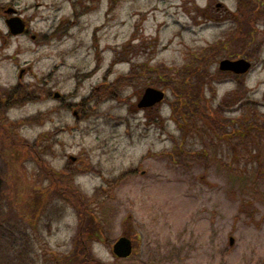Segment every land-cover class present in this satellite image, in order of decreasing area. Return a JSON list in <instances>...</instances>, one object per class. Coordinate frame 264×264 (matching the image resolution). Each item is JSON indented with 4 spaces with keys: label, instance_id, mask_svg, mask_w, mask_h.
<instances>
[{
    "label": "rangeland",
    "instance_id": "1",
    "mask_svg": "<svg viewBox=\"0 0 264 264\" xmlns=\"http://www.w3.org/2000/svg\"><path fill=\"white\" fill-rule=\"evenodd\" d=\"M236 4L0 0V95L23 83L40 98L7 110V122L0 119V125L37 120L0 133V264H82L74 257L84 233L101 239L88 245L98 264H264V145L257 150L218 140L216 148L203 145L202 140L210 142L209 132L199 123L201 132L182 144L190 153L179 154L173 147L180 134L165 101L173 97L160 86L163 78L188 75L194 55L225 40L224 55L207 72L216 74L221 60L251 54L246 59L251 70L239 79L264 114V36L258 31L250 39L235 36L227 17ZM7 8L26 23V35L8 34ZM131 72L129 83L119 81ZM222 79L206 89L212 108L235 87V76ZM149 87L165 92V100L139 110ZM103 91L122 101L108 95L89 100ZM243 118L237 112L220 120L229 126ZM43 133L54 141L38 162L24 145ZM250 149V157L236 159ZM68 163L77 172L66 187L72 198L61 197L43 173L64 174ZM98 189L103 193L79 223L71 207L74 195L91 198ZM121 237L133 244L126 259L112 253Z\"/></svg>",
    "mask_w": 264,
    "mask_h": 264
},
{
    "label": "trees",
    "instance_id": "2",
    "mask_svg": "<svg viewBox=\"0 0 264 264\" xmlns=\"http://www.w3.org/2000/svg\"><path fill=\"white\" fill-rule=\"evenodd\" d=\"M236 10L228 14L227 20L233 26H235V36H243L246 39H250L253 36V33L260 32L264 36V0H236ZM247 27L245 31L243 28ZM245 31V32H244ZM242 34V35H241ZM224 41V42H222ZM218 41L211 46L201 50L195 56L190 64L192 72L184 77H179L175 79L163 78L161 83V89L163 91H169L173 97L172 102L165 100L169 105L172 119L175 123V126L178 128L180 134V144L175 147V140H173L175 149L178 150L179 154L184 155L186 152L182 149V144L186 141L189 135H194L198 131H204L207 129L209 134H207L210 142H204L203 145H208L216 148L217 140L221 143H225L228 146H236L238 148L248 149L249 145H252V149H259L264 145V114L260 110V104L251 99L248 95V90L244 83L240 81L239 76H235V87L226 95L216 107L212 108L209 105V101L206 97V89L211 88L214 84L213 82L220 81L221 78L224 79L225 76L230 74L217 72L216 74H209V66L212 63H215L219 57L224 55L223 48L225 47V40ZM246 59H252L251 54L244 56ZM158 72V69H153V72ZM134 77L133 72L122 77L119 81L122 83H129ZM222 79V80H223ZM167 81V82H166ZM165 82V83H164ZM170 82V83H169ZM195 90V91H194ZM108 95L111 99H115L118 102H121L120 99L113 91L111 92H94L90 99L100 100L101 96ZM49 96V95H48ZM39 96L35 93L30 92L29 85L18 83L16 86L8 89L0 95V119H5V112L9 109L16 107H21L25 104L32 103L37 101ZM88 101V99H87ZM86 100L84 101V103ZM80 108L84 107L83 102L79 105ZM67 109H73V105L66 107ZM239 113L244 116L243 123L235 124L234 121L230 120L231 125H224L225 121L220 120L226 116V114ZM84 114V112H83ZM36 119L32 118L25 122L19 123H6L0 125V133L6 134L7 128H12V130L17 129L22 125L32 126L36 123ZM203 125L202 130L201 126ZM206 133V132H205ZM54 141V138L51 133H43L37 137V139L31 145H24L27 149L35 151V156L37 157L38 162H41L39 159L43 156H46L51 149V142ZM212 143V144H211ZM45 144V145H44ZM255 146V147H253ZM205 149V148H202ZM251 150V149H250ZM47 152V153H46ZM192 153V152H191ZM252 150L246 153H237L236 159H239V156H248L250 157ZM171 157L173 153H170ZM259 156V153H256ZM258 162L257 159L255 158ZM70 163L65 165L64 174L57 173L51 169H44L43 173L48 177L47 180H50V187H55L57 191L60 189L58 194L61 197H70L66 187L67 183L73 181L74 176L77 174L76 170H69ZM257 175H260L261 169L260 165L257 164ZM122 177V176H121ZM2 179L0 178V186L2 185ZM56 191V190H55ZM56 191V193H57ZM103 189H98L94 192L93 196L90 198L80 197L78 194L73 195V203L71 207L75 210L77 219L79 223L85 218V208L88 205L93 204L94 201H97L95 197L98 194H102ZM44 194H47V191L44 190ZM1 195V191H0ZM72 195V196H73ZM1 198V197H0ZM4 215L3 203L0 200V219ZM81 225V224H80ZM80 237H82V231H79ZM85 235V236H84ZM85 237L84 242L78 243V248H76V253L74 258H78L82 264H98L95 262L91 256H89L88 245L90 243H99L100 237L96 233H84ZM75 245V244H74ZM88 253V255H87ZM57 255H55L56 257ZM100 264V263H99Z\"/></svg>",
    "mask_w": 264,
    "mask_h": 264
},
{
    "label": "water",
    "instance_id": "3",
    "mask_svg": "<svg viewBox=\"0 0 264 264\" xmlns=\"http://www.w3.org/2000/svg\"><path fill=\"white\" fill-rule=\"evenodd\" d=\"M6 15H13L5 20L6 28L10 35L20 36L26 33V23L18 16L16 11L9 8ZM252 64L245 59L229 60L224 59L218 63V70L222 73H230L235 76H244L251 70ZM59 96L55 94V97ZM165 99V93L154 88H146L143 91L136 107L138 109H151L159 106ZM232 245V240H230ZM112 253L118 259H126L132 254V242L126 237L119 238L112 246Z\"/></svg>",
    "mask_w": 264,
    "mask_h": 264
},
{
    "label": "flooded vegetation",
    "instance_id": "4",
    "mask_svg": "<svg viewBox=\"0 0 264 264\" xmlns=\"http://www.w3.org/2000/svg\"><path fill=\"white\" fill-rule=\"evenodd\" d=\"M8 9V8H7ZM6 9V10H7ZM4 12V21L7 19V18H9L10 16H6L5 15V10L3 11ZM11 36V35H10ZM53 97L54 98H56L57 100H59V101H61L63 98L59 95V96H57V97H55L54 95H53ZM72 112H73V115L74 116H76V115H78L79 113H78V110L77 109H72ZM78 118V117H77Z\"/></svg>",
    "mask_w": 264,
    "mask_h": 264
}]
</instances>
